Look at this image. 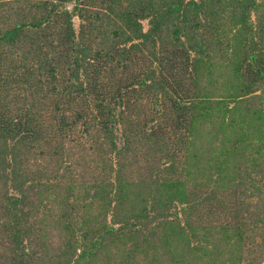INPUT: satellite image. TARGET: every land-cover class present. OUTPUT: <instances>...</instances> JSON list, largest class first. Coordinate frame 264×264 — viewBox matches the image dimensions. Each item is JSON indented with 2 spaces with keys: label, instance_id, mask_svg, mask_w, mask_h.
Returning <instances> with one entry per match:
<instances>
[{
  "label": "trees",
  "instance_id": "trees-1",
  "mask_svg": "<svg viewBox=\"0 0 264 264\" xmlns=\"http://www.w3.org/2000/svg\"><path fill=\"white\" fill-rule=\"evenodd\" d=\"M0 264H264V0H0Z\"/></svg>",
  "mask_w": 264,
  "mask_h": 264
},
{
  "label": "rangeland",
  "instance_id": "rangeland-1",
  "mask_svg": "<svg viewBox=\"0 0 264 264\" xmlns=\"http://www.w3.org/2000/svg\"><path fill=\"white\" fill-rule=\"evenodd\" d=\"M143 22H144V25L146 26L147 25L146 20H144ZM74 23L77 26V23H78L77 17H74Z\"/></svg>",
  "mask_w": 264,
  "mask_h": 264
}]
</instances>
